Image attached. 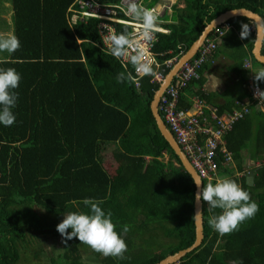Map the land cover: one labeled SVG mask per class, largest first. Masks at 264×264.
<instances>
[{
    "label": "trees",
    "instance_id": "1",
    "mask_svg": "<svg viewBox=\"0 0 264 264\" xmlns=\"http://www.w3.org/2000/svg\"><path fill=\"white\" fill-rule=\"evenodd\" d=\"M182 1L183 6L174 7V20L157 22L166 28L155 32L152 48L158 62L184 51L203 26L226 9L248 8L264 22V0ZM70 2L9 0L7 25L10 34L19 38L20 48L0 57V68H15L21 80L15 89V123L0 124V264H18L20 244L45 234L58 236L61 245L55 257L49 256L50 264H87L78 247L83 243L66 240L56 230L65 214L90 213L82 203L85 198L101 202L106 214L111 212L115 230L127 244L123 259L104 257L89 247L98 264H151L192 242L194 183L151 115L149 101L157 87L149 82L151 75L141 76L137 86L131 79L118 83L117 74H128L132 64L124 68L105 51L97 17L68 23L65 13ZM223 22L229 26L212 55L227 54L226 70L238 76L239 85L225 90L228 95L217 110L229 109L233 98L243 96L248 110L223 136L232 161L224 164L217 159V173L219 180L232 179L248 191L259 211L239 230L220 236L208 224L220 210L210 213L207 202L201 201V241L175 264H264V108L260 106L264 96L260 103L249 100L242 59L249 55L260 69L264 63L250 53L253 29L241 41L242 25L249 27L253 21L233 15ZM113 24L117 34L130 30L128 23ZM161 66L165 73L168 68ZM207 67L204 61L198 77L183 89L205 102L212 95L200 88ZM252 82L264 91V81L253 77ZM194 83L198 86L191 90ZM178 104L189 105L183 92ZM107 148L113 172L102 164V151ZM258 154L261 158L252 167L248 184L243 157L255 159ZM203 185H207L204 178ZM125 225L130 228L126 234ZM147 225L152 233H140Z\"/></svg>",
    "mask_w": 264,
    "mask_h": 264
},
{
    "label": "built area",
    "instance_id": "2",
    "mask_svg": "<svg viewBox=\"0 0 264 264\" xmlns=\"http://www.w3.org/2000/svg\"><path fill=\"white\" fill-rule=\"evenodd\" d=\"M138 3L141 4V1L138 0ZM162 6L168 8V5ZM148 8L154 10L153 7ZM119 13L123 14V16L119 15ZM65 17L68 23L74 22L76 19L85 20L88 17H97V33L103 48L107 52L109 51V46L105 40V36L110 32H115L113 22L128 23L130 25L129 34L138 36L141 31L138 22L127 13L126 0L110 2L72 0L66 7ZM228 26V23L222 21L209 30L194 54L180 64L169 81L161 89L156 104L157 111L164 124L172 133L175 141L200 179L204 178L207 184L212 179L215 181L219 180L217 159H221L224 164H230L232 161L230 151L225 146L223 136L231 128L232 123L248 110V101L239 102L235 100L229 110L218 113L216 105L205 103L197 94H193L188 98L189 105L187 107L180 106L178 100L180 93L184 91L183 89L194 78L198 77V69L201 64L212 58V51ZM252 28V25L248 27L249 30ZM155 39L156 35L154 33L150 41H143L142 44L146 60L151 63L153 69L149 82H154L158 85L166 73H162L161 65L169 69L183 51L158 62L156 60V53L152 48ZM118 60L124 68H127L130 63L127 57ZM252 63L253 61L249 57L242 59L244 68L251 69ZM128 74L131 75L134 86L138 85L139 78L143 76L136 73L133 67L132 71H128ZM247 90L249 100L252 98L260 103L261 98L259 99L258 95H256L258 91H261L260 87L251 82L247 85ZM260 106L264 108L263 105ZM169 264H175V262Z\"/></svg>",
    "mask_w": 264,
    "mask_h": 264
},
{
    "label": "clouds",
    "instance_id": "3",
    "mask_svg": "<svg viewBox=\"0 0 264 264\" xmlns=\"http://www.w3.org/2000/svg\"><path fill=\"white\" fill-rule=\"evenodd\" d=\"M126 4L128 15L138 22L141 31L138 36L129 34L127 30L119 34L110 32L105 36L109 53L117 59L127 57L136 73L151 75L153 69L151 63L146 60L142 42L150 41L155 32L166 31V28L157 25L154 10L138 3V0H126ZM252 26L254 30V24ZM248 34V26L242 25L241 38H246ZM19 48V38L14 34H0V53L12 54ZM116 79L121 83L130 80L131 75L121 72L117 74ZM20 80L21 76L15 68H0V124L6 127L13 125L16 120L13 109L18 99L15 89L19 87ZM254 80L264 81V69L254 73ZM256 95L260 99L264 96V91H258ZM200 185L201 183L197 182L200 191L196 194V200L207 202V210L210 213L220 210L218 214H213L208 219L209 226L220 236L239 230L243 222L253 218L259 211V206L251 199L250 193L232 179L223 178L215 184L208 183L202 187ZM82 203L89 207L90 213L73 211L65 214L63 220L56 226L57 232L66 240L78 239L80 243L88 245L104 257L123 259L127 252V244L115 230L111 212L106 214L100 207L101 202L91 198H85ZM69 229L71 231H68ZM129 230V226H123L125 234Z\"/></svg>",
    "mask_w": 264,
    "mask_h": 264
},
{
    "label": "water",
    "instance_id": "4",
    "mask_svg": "<svg viewBox=\"0 0 264 264\" xmlns=\"http://www.w3.org/2000/svg\"><path fill=\"white\" fill-rule=\"evenodd\" d=\"M233 15H245L253 21V23H254V37H253L251 52H252V55H253L255 60H257L258 62L264 63V53L260 52V45H261L263 35H264V22L262 20V17L258 13L254 12L248 8H244V7H235V8L226 9L224 11H221L220 13L215 15L214 17H212L203 26L202 30L197 35V37L191 42V44L175 59L173 64L170 66V68L164 74L160 83L157 85L156 89L153 91V94H152L150 101H149V109H150L151 115L154 119L155 125H156L159 133L162 135V137L166 140V142L168 143L170 148L176 154V156L178 157L182 167L184 168V170H186L189 173V175L192 178V181L194 183L193 205H192L194 237H193L192 242L183 248H179V249L175 250L174 252L165 255L161 259H159V260H157L151 264H169V263L176 262L186 252H188V251L192 250L194 247H196L200 243L201 236H202V231H201V201L196 200V194L198 191H200V188H198V186H197V182L201 183V179L198 176V174L196 173V171L194 170L193 166L190 164L189 160L186 158V156L182 152V150L179 147V145L177 144V142L175 141L172 133L166 127L163 120L161 119V117L157 111V107H156L158 95H159L161 89L164 87V85L169 81V79L171 78L173 73L178 69L180 64L183 61H185L186 59H188L192 54H194V52L196 51V49L198 48V46L202 42L203 38L209 32V30L213 26L219 24L220 22H222L226 18L233 16ZM256 157L260 159L261 154H258ZM252 174H253V170L251 168L245 172V182L246 183H248V184L252 183ZM200 187H201V185H200Z\"/></svg>",
    "mask_w": 264,
    "mask_h": 264
},
{
    "label": "crops",
    "instance_id": "5",
    "mask_svg": "<svg viewBox=\"0 0 264 264\" xmlns=\"http://www.w3.org/2000/svg\"><path fill=\"white\" fill-rule=\"evenodd\" d=\"M140 1H141V4L145 7H147V8L153 7L154 8V10H155L154 13L157 16L158 22L174 20L173 18H174V9H175L174 7H175V5L178 7L183 6L182 0H140ZM7 2L9 4V0H7ZM162 5H168V8H165ZM8 13H9V8L7 10V15H6L9 19L10 17L8 15ZM162 28H165V27H162ZM241 41H243L242 38H241ZM252 42H253V40H252ZM251 49H252V44L250 47V53L252 55ZM223 50L225 51V50H227V48L224 47ZM245 57L250 58L249 55H247ZM229 60L230 59H228L227 54L225 55L224 52H221L220 54L217 53L216 55H212V58H210L209 61H207L208 67L203 71L204 81H203L202 85H200V88L202 90H204L205 93L209 92L212 95H211L210 99L208 100L209 102L204 101L205 103H208V104L210 103L213 105L222 104L228 95V94H226L227 92L225 90L227 88L232 89V87L239 85V83L237 82L238 76L235 73H233V71L226 70L228 67L227 64H228ZM251 67H252L251 69L244 68L242 70L243 77H244V80L246 82L245 83L246 87L249 83L252 82V78L254 77V73L257 72L258 70H260L259 64L255 63L254 61H253ZM217 84H218V86L216 87ZM197 86L198 85L194 83L189 88L192 90V89H195V87H197ZM187 90L188 89H185L183 91V93L185 94L186 99L188 100V98L195 93H193L189 90L187 91ZM235 100H238L239 102H246L247 97L243 96V98L241 100L233 98L230 105H232V103H234ZM224 110H229V109H224ZM224 110H222V111H224ZM241 152L243 153V150H241ZM102 153L105 156V158H103V160H102L103 161L102 164H103V167L106 168V166L104 165V159H107L108 157L105 155L104 151H102ZM259 160L260 159L257 157L255 159L249 158L247 156L243 157V162L246 165V168L243 170L244 171V177H245V172L250 168L252 169L253 166L257 165ZM112 172H113V170H112ZM236 174L241 175L242 171H237ZM93 259H94L95 263L98 264L97 259L96 258H93Z\"/></svg>",
    "mask_w": 264,
    "mask_h": 264
},
{
    "label": "rangeland",
    "instance_id": "6",
    "mask_svg": "<svg viewBox=\"0 0 264 264\" xmlns=\"http://www.w3.org/2000/svg\"><path fill=\"white\" fill-rule=\"evenodd\" d=\"M8 8H9V4L7 0H0V25H1L0 34H10V30H9L10 26L8 28L7 25L9 19L6 16ZM263 43H264V39H263ZM5 55H7V53H0V57H4ZM228 59L230 58L228 57ZM106 151L109 153L110 150L108 148L104 150L105 154H107ZM104 165L106 166L109 172L113 170L111 159H109V157L107 159H104ZM140 233L150 234L152 233V230L147 225V227L142 228ZM57 237L55 236L52 237L49 236L48 234L40 236V238H35L34 236L29 237L24 244L22 243L20 244V258L18 260V264H50L48 260L49 256L55 257L57 251L61 247L59 240L55 239ZM157 238L161 240L160 242H162L161 239L162 237L160 235ZM78 247L82 256V260L86 261L87 264H96L93 259V255L90 252L89 246L82 244L79 245ZM37 251H42V252L39 253ZM56 262L59 263L60 261L58 260Z\"/></svg>",
    "mask_w": 264,
    "mask_h": 264
},
{
    "label": "bare ground",
    "instance_id": "7",
    "mask_svg": "<svg viewBox=\"0 0 264 264\" xmlns=\"http://www.w3.org/2000/svg\"><path fill=\"white\" fill-rule=\"evenodd\" d=\"M157 57V56H156Z\"/></svg>",
    "mask_w": 264,
    "mask_h": 264
}]
</instances>
